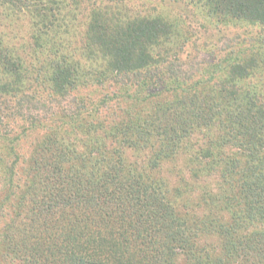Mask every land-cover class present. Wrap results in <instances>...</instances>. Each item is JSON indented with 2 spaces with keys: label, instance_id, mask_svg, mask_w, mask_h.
Returning a JSON list of instances; mask_svg holds the SVG:
<instances>
[{
  "label": "trees",
  "instance_id": "16d2710c",
  "mask_svg": "<svg viewBox=\"0 0 264 264\" xmlns=\"http://www.w3.org/2000/svg\"><path fill=\"white\" fill-rule=\"evenodd\" d=\"M199 3L212 19L264 30V0ZM0 8L32 14L39 18L41 33H57L61 11H53L49 0H0ZM120 15L97 8L90 12L85 47L103 60L92 79H86L91 74L82 75L75 63L58 61L54 52L47 68L46 80L58 93L94 85L103 88L112 79L115 93L101 97L104 113L109 114L87 111L81 100L71 113L47 109L43 118L30 121L28 112L9 113L0 105V123L10 115L28 120L20 138L33 136L45 119L53 122L49 125L53 132L40 134L26 160L20 145L12 144L8 148L12 160L3 168L0 164V176L2 169L9 173L0 179L16 184L0 202L1 258H14L19 264H181L186 255L185 264H264V101L237 87L255 71H263L258 58L264 53L253 52L247 58L241 52L229 53L207 64L206 70L198 63L185 69L189 58L180 61L173 51L181 38L174 19ZM253 40L264 42L260 37ZM22 67L0 44V78L6 77L2 88L22 84ZM166 93H170L167 100L160 97ZM140 106L149 107V113L134 110ZM104 122L106 137H100ZM212 129L218 135L215 140ZM197 134L207 138L209 149L203 154L198 150L204 161L197 159L196 170L221 171L223 188L231 187V176L236 177L235 193L220 191L216 198L230 221L216 229L222 248L215 256L201 257L190 242L187 224L167 199L163 182L131 172L117 147L123 141L134 144L132 148L143 143L151 153L149 160L156 158L158 164L171 159L183 141ZM222 147L237 150L240 159L228 157L223 167L222 160L215 167L206 162ZM16 174L20 176L14 179ZM8 201L9 208H4Z\"/></svg>",
  "mask_w": 264,
  "mask_h": 264
},
{
  "label": "rangeland",
  "instance_id": "374dc122",
  "mask_svg": "<svg viewBox=\"0 0 264 264\" xmlns=\"http://www.w3.org/2000/svg\"><path fill=\"white\" fill-rule=\"evenodd\" d=\"M49 1H51L53 11L56 8L61 11V14L57 16L58 26L55 35L41 33L37 29L40 26L38 25L39 18L32 14L0 8V44L7 48L11 55L23 66L22 71L24 73L22 84L11 86V88H2L6 77L0 78V105L6 107L9 113L16 112L17 109L21 114L28 112L31 117L30 121L39 117L43 118L41 113H44L47 109L52 111L59 109L71 113V110H74L81 100L85 102L87 111L91 110L94 113L96 109L100 110L103 115L110 113L109 111L104 113V110H106L104 106L106 105L101 104V97L103 93L107 95L115 93L117 87L111 83L112 79L106 81L103 88L99 85L79 87L67 92V94L56 92L54 87L46 80L48 77V63L53 56V52L57 53L55 58L57 57L58 61L64 58L68 63H75L74 66L78 70L80 68L79 71L82 75L89 73L92 75L86 76V79H92L93 74L102 67L101 54L95 52L93 48L87 49L84 43L86 39L85 25L89 20L91 10L96 8L101 9L104 14L118 11V14H122L120 18H124L125 14L145 15L147 17L158 14L174 19L178 35L181 38H179L177 47L175 46L173 51L178 53L180 61H183L186 56L189 58V60H185L187 63L185 69H188V66L190 70L194 69L197 66L194 65L193 67V64L198 63L202 65L203 70H206L207 64L223 60L229 53L241 52L239 55L243 58H247L253 52L264 53V42H254L253 40L254 37H260L264 40V30L255 25L251 26L235 20L225 22L212 19L202 9L199 0H122L120 3H116L114 0ZM53 1L58 4L53 5ZM247 36L251 38H247ZM182 41L183 44H181ZM258 61L262 62L261 68L263 71H255L253 76L237 87L241 92L251 90L257 96L258 101L263 103L264 55L258 58ZM160 97L167 100L170 93L161 94ZM14 109L16 110L14 111ZM25 109L27 110L25 111ZM134 110L144 111L143 114L146 115L150 111L149 107L145 106H140ZM11 116L13 115L0 123L1 168H3L5 161L12 160V156H9L8 153L10 145H20L22 158L26 160L33 149L31 144L33 142L34 146L37 144V140L39 141L41 138L40 134L45 136L47 133L53 132L50 131L49 126L53 123L52 120L45 119L42 124L39 123L37 128H34L33 136L20 138L21 127L26 126L28 120L22 116H16L15 118ZM60 118V115L56 117L57 120ZM105 120L100 119L97 121ZM102 126L99 131L100 137H106L104 129L107 124L104 122ZM210 134L213 140L218 138L216 130L212 129ZM82 137L84 138L85 135ZM141 144L132 148V146H135L134 144L123 141L117 146L122 151L123 158L130 167L129 170L161 180L163 182L161 187L164 191H167L166 197L172 203L174 211L180 218L182 217L181 219L188 226L190 242L194 248L201 251V257L218 255L222 246L220 245L221 237L216 229L221 224H229L230 217L227 215V210H224L221 205L220 200L216 198L220 191L226 190L227 195L230 196L235 193L236 188L233 179H236V177L231 176V187L227 184L223 188L221 184L224 182L220 180L221 171L220 173L212 171L201 174L196 170L199 167L198 160L200 163H202V160L204 161L201 156L198 157V150H201L203 154L209 149L207 138L202 137V134L194 135L191 140L183 141L181 149L171 159L161 161L158 164H154L157 163L156 158L152 161L149 160L151 153L144 149L143 143ZM153 151H155L154 148ZM215 154L217 156H214L212 160H206V162L210 161V165L214 167L220 160H222L220 162L221 167L226 165L224 161L228 157L236 156V159H240L238 151L231 147H222L220 150L215 151ZM219 157L220 159H217ZM7 170L8 168L2 169V177L3 173L6 176L9 175L6 172ZM18 176L20 175L16 174L14 179H17ZM14 185L16 186L14 182L13 184L7 182L5 184L0 179V202L5 193L14 191ZM13 198L11 197V199ZM10 202H3L5 203L4 208H9ZM235 202L236 200L231 203L234 207ZM196 215L202 218L198 219ZM3 224L4 221H1V226ZM1 247L0 241V264L2 262L19 264L14 258L6 261L1 258V254H3ZM185 259L186 255H183L179 263L185 264Z\"/></svg>",
  "mask_w": 264,
  "mask_h": 264
}]
</instances>
